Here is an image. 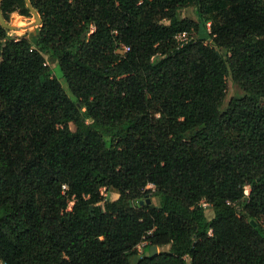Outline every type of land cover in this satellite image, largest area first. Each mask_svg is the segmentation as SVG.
I'll use <instances>...</instances> for the list:
<instances>
[{
    "label": "trees",
    "instance_id": "1",
    "mask_svg": "<svg viewBox=\"0 0 264 264\" xmlns=\"http://www.w3.org/2000/svg\"><path fill=\"white\" fill-rule=\"evenodd\" d=\"M29 2L0 24V264H264V0Z\"/></svg>",
    "mask_w": 264,
    "mask_h": 264
},
{
    "label": "rangeland",
    "instance_id": "2",
    "mask_svg": "<svg viewBox=\"0 0 264 264\" xmlns=\"http://www.w3.org/2000/svg\"><path fill=\"white\" fill-rule=\"evenodd\" d=\"M182 14L184 16L189 17L192 20H196V15L192 9L191 6H188L182 10ZM9 23L17 26V29L15 30H9V34L19 37V36H24L29 33L30 30H32L35 27L34 23V17H25L20 15L17 11H13L9 15ZM193 33V32H192ZM194 35V34H192ZM50 67L54 68L55 63L51 60L48 61ZM241 92V89L238 87L237 84L231 81L230 77L226 78V89H225V95H224V100H223V106L226 105L229 97L235 93ZM58 177L62 183H64L67 187V198H68V203L70 205H73L77 201L79 197H88L86 193H84L80 181V176L74 171L71 170H63L58 172ZM11 186V179L7 176V174L4 171H0V197L3 194V192L8 189ZM249 189V187H247ZM103 194H105L103 192ZM109 196L113 199L116 198L118 195L115 193L109 194ZM147 201L148 203L151 204H158L159 199L157 196L154 195H148L147 196ZM68 204V205H69ZM205 213L208 217L211 216L212 211L210 206L205 208ZM260 222L264 224V217H261ZM160 248L158 247V250ZM144 254L142 252V247H137V256ZM137 257H134L132 261H135Z\"/></svg>",
    "mask_w": 264,
    "mask_h": 264
},
{
    "label": "water",
    "instance_id": "3",
    "mask_svg": "<svg viewBox=\"0 0 264 264\" xmlns=\"http://www.w3.org/2000/svg\"><path fill=\"white\" fill-rule=\"evenodd\" d=\"M25 2L27 3L28 8L30 9L33 17H34V23L39 24L40 23V17L37 13V11L31 6L29 0H25ZM0 24L1 26H3L4 28L8 29V30H15L17 29V26L9 23L8 21H6L2 15V11L0 9ZM149 253L150 255H156L158 253V248L156 245H150L149 246Z\"/></svg>",
    "mask_w": 264,
    "mask_h": 264
},
{
    "label": "built area",
    "instance_id": "4",
    "mask_svg": "<svg viewBox=\"0 0 264 264\" xmlns=\"http://www.w3.org/2000/svg\"><path fill=\"white\" fill-rule=\"evenodd\" d=\"M174 38L176 39V41L178 42L179 45H181L183 42H186L187 40H191V39H193V37H192L191 35H189L187 31H180V32L176 33V34L174 35ZM123 49L126 50V49H128V47H127V46H123ZM148 187L153 188L154 185L150 183V184H148ZM62 188H63V189H66V185L63 184V185H62ZM247 191H248V189H247V186H246V192H247ZM204 205L206 206V203H204ZM70 206H71V205H69V206L67 207V209H70ZM149 234H151V230H148L147 233H146L145 235H143L142 240L138 243L137 247H143L144 244L147 243V239H146V237H147V235H149Z\"/></svg>",
    "mask_w": 264,
    "mask_h": 264
}]
</instances>
